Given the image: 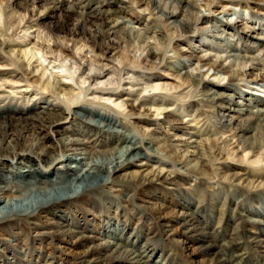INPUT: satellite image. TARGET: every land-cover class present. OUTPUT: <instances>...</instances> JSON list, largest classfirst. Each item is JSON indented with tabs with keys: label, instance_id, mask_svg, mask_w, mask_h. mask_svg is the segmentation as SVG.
<instances>
[{
	"label": "bare ground",
	"instance_id": "6f19581e",
	"mask_svg": "<svg viewBox=\"0 0 264 264\" xmlns=\"http://www.w3.org/2000/svg\"><path fill=\"white\" fill-rule=\"evenodd\" d=\"M214 1L130 0V3L146 6L149 16L160 26L166 22L176 25L178 35L162 40L164 48L173 38L191 34L193 27L207 18L197 14L199 7L209 11ZM1 2L0 50L6 60L0 57V63H4L0 67V264H12L5 254L41 257L44 252L45 257L41 259L53 264L61 261L62 250H66L67 264H96V261L122 264L124 257L104 255L108 246L91 245L99 233L88 232L97 218L95 212L99 211L97 200L102 194L112 192L115 185L131 183L146 185V188L155 183L176 185L184 183L180 174L197 176L212 171L222 178V183L236 189L252 192L264 187V182L261 184L264 102L244 98L235 87L264 63L262 33L253 35L251 38L255 41L250 44L251 48L260 49L259 56L249 55V51L237 45H228L225 38L218 36L214 38L220 40L219 48H223V43L227 47L224 59L207 53L197 56L202 67L227 75L224 91H218L199 76L189 74L182 62H166L163 52L150 46H145V55L137 60L115 53L112 67L105 70L101 62L107 54L119 48L128 49L146 39L140 30L120 17L128 10L125 1L87 0L86 4L76 1L68 4L64 0H36L45 7L39 12L30 0ZM88 7L96 14L91 15L96 17V23L88 20ZM43 12H49L45 16L53 19L49 25L39 22ZM180 14L183 18L176 19ZM58 16L75 18L66 28L59 24ZM214 23L215 29L225 34V30H233L239 34L238 38L256 30L248 23L235 26L218 19ZM132 30L135 35L129 32ZM153 33L162 35L160 30ZM162 68L174 72L172 78L178 86L167 87L157 81L158 77L147 75L140 79L130 75L138 70L152 73ZM258 80L264 81V74H256L253 81ZM133 87L135 92L130 91ZM187 90L192 95L190 98L185 96ZM122 91L126 92L123 96ZM235 97L239 99L234 101ZM19 101H23L22 106L17 104ZM229 103L235 107H227ZM168 106L181 110L197 107L194 112L204 119L201 126L199 119L187 122L174 119L171 123L175 125L169 127V130H192L193 141L186 143L176 133L170 138L164 137L158 128L141 129L139 135L133 132L132 128L137 126L130 119L149 124L150 116H160L167 112ZM242 116L245 119L238 120ZM70 121L75 122L76 129L81 126L87 133L93 131L95 143L103 142L102 147H109L106 152L88 153L89 145L79 138L62 136L53 144L48 143L49 135L59 134L62 126ZM206 125L212 128L211 138L205 133L209 129ZM29 132L36 134V138L25 146L22 137ZM75 134L85 135L73 130L70 136ZM95 143H91L92 147ZM163 154L170 155L172 163L163 161ZM258 183L261 185L255 186ZM146 204L157 219L165 218L164 211L173 212L169 206L161 210L154 203ZM178 217V225L183 227L181 220L188 219L194 225V233L201 231L198 216L193 212H180ZM164 223L165 226L167 222ZM221 223L227 228L226 219ZM244 228L223 234L231 249L245 250L246 244L242 248L239 241L240 233L246 231ZM180 233L176 230L173 234ZM143 238L148 247L137 254L139 260L146 258L144 254L150 251L149 239L145 232L132 236L133 242ZM194 240L200 244L202 254L212 257L208 264L232 263L219 252L220 246L212 235L200 233ZM253 245L261 252L264 239L256 238ZM127 246L130 244L117 240L113 247L125 256L131 252ZM244 255L243 252L237 255L242 264ZM24 264L31 263L26 260Z\"/></svg>",
	"mask_w": 264,
	"mask_h": 264
},
{
	"label": "rangeland",
	"instance_id": "374dc122",
	"mask_svg": "<svg viewBox=\"0 0 264 264\" xmlns=\"http://www.w3.org/2000/svg\"><path fill=\"white\" fill-rule=\"evenodd\" d=\"M1 1L2 0H0V4H3ZM73 1L79 4L87 3V0H64V2L68 4ZM122 1L126 2L128 10L120 17H124L126 21L130 22L131 27L140 30L146 39L140 44L135 43L133 47H129L128 49L119 48L107 54V58L101 62L105 70L112 67L113 64L111 63V59L115 58V53L118 52L119 54L137 60L145 55V46H150L162 51L166 62L180 61L185 65L189 74L199 76L204 82L210 85L209 87L214 86L213 89L224 91L223 86L226 85L228 81L227 75L214 73L208 70V68L202 67L198 59H196L197 56L203 55L204 53L210 54L211 57L217 56L221 59L225 58L224 50L227 47L225 43H223V48H219L217 43L220 40L215 39L214 36L225 38L228 45L234 44L243 50L249 51V53H247L249 55H260V49L251 48L250 44L255 41V39L251 37L257 35V33H262V37L264 38V0H215L209 11L203 7H199L197 14L200 16L204 14L207 18L204 19L202 23L200 22L194 26L191 34L186 37L173 38L170 45L164 48L161 46L162 40L170 39L173 34L176 36L178 35L176 25L166 22L164 26H160L158 21L149 16L147 7L143 4L132 6L130 0ZM193 1L198 3V0ZM30 4L32 6H37L38 12L45 10L43 3L36 2V0H30ZM86 11L90 14L88 20L92 23H96V17H91V15L96 16V14L91 11V7H88ZM47 13L50 15L49 12H43L44 17L39 20L42 25H49V22L53 20L45 16ZM120 17H115L114 19L120 22ZM57 18L58 21L60 20L59 24L67 28L70 27L75 17L59 18L58 16ZM181 18L183 17H181L180 14L176 19L180 20ZM215 19L235 26L248 23L256 30L255 32L249 31L247 35H240L238 38L239 34H235L233 30H225V34L217 30V28L215 29L213 26V24H215ZM157 30H160L161 36L153 33V31ZM129 32L131 35H135L133 30ZM227 34L234 35V37L228 36ZM105 41H107V39H105ZM0 57L6 60V56L2 54L1 50ZM3 65L4 63H0V67ZM256 74H264V63L258 66L256 71H252L250 77L246 78L245 81H240L235 87L244 98L256 99L264 102V81L258 80L254 82L253 80ZM130 75H136L140 79H143V77L147 75L158 77L159 80L157 81L159 83L170 88L178 86L179 84L172 78V75H175L174 72L167 68H162L152 73L138 70ZM66 81L70 83L69 80ZM124 87H129L128 83H126ZM130 91L135 92L136 87L131 88ZM185 93H188V90L185 91ZM227 93L230 92L226 91V94ZM125 94L126 92L123 93L122 91L120 95L123 96ZM140 94L141 93H139L137 97H139ZM155 94H161V92H156ZM185 96L190 98L192 95L188 93V95ZM237 99H239V97H235L234 101ZM22 103L23 101L17 102V104L21 106ZM226 105L231 108L235 107L231 103ZM195 108L197 107H192L190 110H181L180 108L177 109L176 106H168L167 112L162 113L160 116H150L148 119L150 122L149 124H144L142 120L132 118L130 122L138 127H134L132 130L135 134L139 135L141 129L158 128L164 137L170 138L176 133L180 135L186 143H189L195 139V135L191 133L192 130L187 129L185 131H179L177 128H175V130H169V127L175 125L171 123L174 119H182L186 122L191 121V119H199V125L201 126L204 119L199 117L201 115L198 112H194ZM242 119H245V116H242L238 120ZM73 124H75V122L70 121L62 126L59 134H50L48 143L53 144L62 136H65L79 138L87 142L90 146H88L87 149L88 153L94 150L104 153V151L109 148L102 147L104 145L103 142L95 143L96 137L93 136V131L87 133L88 130L85 128L83 129V127L79 126L76 129ZM207 127H209V129L205 130V133L211 135V138L213 137V132H210L212 128L210 125ZM73 130H77L78 132L82 131L85 135L81 134V136L75 134L70 136ZM22 138V144L28 146L35 141L36 134L29 132ZM92 142L93 144L95 143L93 147L91 145ZM262 155L261 156L264 157L263 153ZM97 156L102 158L99 154ZM169 156L170 155H166L162 157V159H164L163 161L172 163ZM237 157H239V155ZM223 172L229 173L230 171ZM180 178L184 180V183L180 182V184L176 185L155 183L149 188H146V185L136 186L131 183H124L120 186L115 185L114 188H112V192L102 194L97 200L98 203H96L97 206H99V211L95 212L97 218L94 220V225L90 227V231H88L89 233L98 232L99 236L91 245L100 244L105 247L108 246L109 249L105 251L104 255L109 258L121 257L123 259L124 257L125 261L122 264H208L212 257L202 254L199 248L200 244L194 240L198 234L201 233L214 237L216 243L220 246L219 252L223 253L224 256L226 255L225 257L229 258V261H232L231 264H242L237 260V255H239V253L241 254V252L246 254L244 255L243 264H264V249L259 252L253 245V241L256 238L264 239V187L262 186L261 189H256L252 192L246 191V189H236L235 187H230V185L222 183V178L220 179V177H217L212 171H206L202 175L197 176L192 174H180ZM262 182H264V179L261 180V184ZM261 184L258 183L255 186H260ZM155 189L158 190L157 193L154 191ZM147 202L156 204L158 207H161V210L163 206H169L173 212L169 210L166 212L164 211L162 214L165 218L162 219L161 217L157 219L149 212L148 204H146ZM177 203H181L187 206V208H183L182 206V209ZM180 212H193L198 216L201 231L194 233V225L189 223L187 221L188 219L181 220L184 222L183 227L182 225H178V214ZM224 219L228 222L227 228L221 223V220ZM51 222L60 223L59 220H52L50 223ZM164 222H167L165 226L163 225L165 224ZM219 223L222 225L218 226ZM234 228L237 229V231L243 228L246 230L240 233L242 238L239 240L241 244H243L242 248L246 244V246H244V251L240 249H236V251L231 249L227 244V239L223 236L224 233H228ZM146 229H148L147 233ZM176 230H180L182 233L174 235L173 233L176 232ZM140 232H145L149 239L148 244H150V251L146 252L144 254L146 258L141 260L136 256L139 252L144 251L146 247H148L145 240L146 238L139 239L135 242L132 241L133 234L135 235ZM130 234L131 237H129ZM30 236L31 234L28 233L27 238H30ZM117 240L130 244V246H127V249L131 251L130 254L124 256L115 251L113 246ZM83 249H86V247H83ZM0 251H2V247H0ZM65 251L62 250L61 252V254H63L61 255V261H57L53 264H67V262H65L66 260L64 261L66 256ZM45 254L44 252L41 257H45ZM4 256L12 264L16 262H18V264H24L26 260L30 261L31 264H52L41 259V257H37L36 254L25 257L7 254ZM96 264H100L99 261H96ZM228 264H230V262Z\"/></svg>",
	"mask_w": 264,
	"mask_h": 264
}]
</instances>
